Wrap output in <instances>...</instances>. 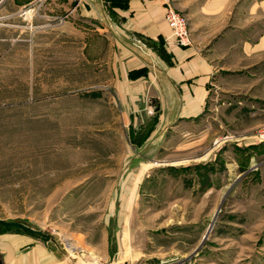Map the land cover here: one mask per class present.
I'll use <instances>...</instances> for the list:
<instances>
[{
    "label": "rangeland",
    "instance_id": "374dc122",
    "mask_svg": "<svg viewBox=\"0 0 264 264\" xmlns=\"http://www.w3.org/2000/svg\"><path fill=\"white\" fill-rule=\"evenodd\" d=\"M48 15L0 27V221L50 236L62 264H264V62L204 114L220 120L214 172L169 173L162 151L139 170L83 25L68 41ZM233 152L252 169L229 171Z\"/></svg>",
    "mask_w": 264,
    "mask_h": 264
},
{
    "label": "crops",
    "instance_id": "0c3cea01",
    "mask_svg": "<svg viewBox=\"0 0 264 264\" xmlns=\"http://www.w3.org/2000/svg\"><path fill=\"white\" fill-rule=\"evenodd\" d=\"M40 1L20 0L10 14L9 0H0V27L15 15L47 12L69 41L83 25L85 58L104 71L98 86L113 94L122 118L128 166L150 168L162 151L169 173L215 171L219 142L210 141L218 131L209 128L220 120L204 114L229 105L221 96L250 87V70L264 62V0H48L44 10ZM166 6L188 20V46L173 44ZM235 157L225 165L239 176ZM245 157L249 171L255 156ZM62 261L48 241L0 225V264Z\"/></svg>",
    "mask_w": 264,
    "mask_h": 264
},
{
    "label": "built area",
    "instance_id": "2783aa9c",
    "mask_svg": "<svg viewBox=\"0 0 264 264\" xmlns=\"http://www.w3.org/2000/svg\"><path fill=\"white\" fill-rule=\"evenodd\" d=\"M164 20L171 31L172 42L179 47H186L190 44V30L186 17L166 6ZM253 138L260 143H264V127L257 130Z\"/></svg>",
    "mask_w": 264,
    "mask_h": 264
},
{
    "label": "water",
    "instance_id": "95a60500",
    "mask_svg": "<svg viewBox=\"0 0 264 264\" xmlns=\"http://www.w3.org/2000/svg\"><path fill=\"white\" fill-rule=\"evenodd\" d=\"M0 225L5 226V227H8V228L13 225V226H15L17 228H20L21 230H24L26 232H29V233L37 236V237H42V239L45 240V241L52 240V238L50 236H48V235H42L39 232L34 231V230H31L29 228H26L24 226L9 224L8 222H4V221H0Z\"/></svg>",
    "mask_w": 264,
    "mask_h": 264
}]
</instances>
